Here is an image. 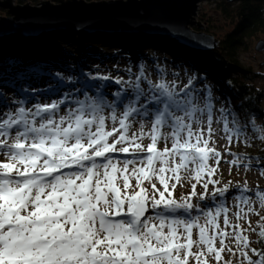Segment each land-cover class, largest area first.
Segmentation results:
<instances>
[{"label":"snow or ice","instance_id":"snow-or-ice-1","mask_svg":"<svg viewBox=\"0 0 264 264\" xmlns=\"http://www.w3.org/2000/svg\"><path fill=\"white\" fill-rule=\"evenodd\" d=\"M142 79V65L135 81L116 79L124 87L112 99L104 85L93 95L85 85L83 98L69 90L30 107L27 97L14 108L0 104V264H264V190L213 179L222 154L211 93L201 107L192 81H148L145 91ZM215 122L233 157L229 168L264 176L259 160L230 150L264 141V127L251 122L248 136L223 109ZM184 176L194 183L176 198ZM250 216H259L256 228Z\"/></svg>","mask_w":264,"mask_h":264},{"label":"trees","instance_id":"trees-1","mask_svg":"<svg viewBox=\"0 0 264 264\" xmlns=\"http://www.w3.org/2000/svg\"><path fill=\"white\" fill-rule=\"evenodd\" d=\"M54 1L29 0L32 6ZM81 1L89 4L109 0ZM215 7V13L229 22L232 29L218 40V47L214 50L195 49L168 36L151 33L145 36L110 30L86 34L71 30H51L27 35L15 31L6 33L0 36V100L4 96L3 90L8 88L13 90L16 87L22 94H28L24 92L28 88L26 82L31 85L41 81L46 82L45 85L51 83L47 90L54 95L58 93V84L65 82L61 78L62 74L67 72L73 75L78 87L94 82L96 79L92 77L96 76L82 63L88 57L89 48L80 40L124 50L126 53L129 51L134 56L143 45H160L189 65L195 76L192 86L197 85L205 75H210L218 84V91L233 103L234 116L246 121L242 127L252 130L251 120L255 119L263 121L264 125V109L260 106L262 93L249 85V69H244L238 60L247 40L258 35L264 36V0H235L232 3L222 0ZM72 43L75 45L74 52L67 47ZM137 67L141 70L139 61ZM52 80L57 82L56 86ZM250 155L254 159H264V141L256 147V153Z\"/></svg>","mask_w":264,"mask_h":264},{"label":"rangeland","instance_id":"rangeland-1","mask_svg":"<svg viewBox=\"0 0 264 264\" xmlns=\"http://www.w3.org/2000/svg\"><path fill=\"white\" fill-rule=\"evenodd\" d=\"M110 1V0H109ZM124 1V0H123ZM221 0L216 1H205L200 2L198 6L196 7V16L194 17V20L196 23H199L201 28L196 29L198 27H188L189 31L194 34H203L205 36L212 37L211 39L215 42H217V46L215 45V48L218 47V40L221 39L226 33L230 32L232 27L230 26L229 22H226L220 15L215 13L216 10V3L220 2ZM29 2V0H27ZM24 5L25 3L19 2L15 0V5ZM31 3L29 2V6ZM32 7H40V5H34ZM3 15H2V13ZM0 20L1 18L8 17L4 10L0 8ZM208 21L210 23H208ZM22 28V27H21ZM19 29V27L15 28L10 27L8 25L3 26L0 24V36H3L5 33H8V31L14 30L15 32H21L22 29ZM24 29V28H23ZM206 30L209 32L207 34ZM23 32V31H22ZM36 31H31L33 34ZM206 32V33H205ZM25 34H28L29 32H24ZM30 33V34H31ZM132 34H138L139 36H142L140 34H143L144 36L148 33H132ZM173 39V38H172ZM263 41L264 42V36L258 35L252 39L247 40L246 46L240 51L239 53V62L244 67V69H249L248 77L251 79L249 81V85L254 86L255 89H257L259 92L262 93V100L260 102V106L264 109V51L263 52H257L255 50V46L258 42ZM81 43H84V45L88 46L89 53L87 54L88 57H86L82 63L84 66H86L87 70H91L90 72L95 76H107L109 77V81H103V80H95L94 82H91L88 86L89 88V95H93L95 93L96 88H98L100 85H104V89L106 90L109 99H112V94L116 92L117 90L124 87V85L116 84V79H121L125 82L128 81H135L136 77L140 75V71L137 67L138 61L143 66L144 71V77L146 79L141 80V87L144 88L145 91L148 90L149 84L148 81H151L152 84L159 83L161 79L166 81L169 85H176L178 88H184L185 85L189 83V81H194L195 76L193 75V72L191 71L189 65L183 61L180 57L175 56L174 54H170L167 52L165 48H162L160 45H155L152 47L148 46H142L143 48L140 50H137L135 56L131 55L130 53H126L124 50H119L116 48H109L105 46H101L99 44L94 43H86L85 40H80ZM60 45H65L64 42H59ZM192 48L197 49H206V50H214L210 49L212 48V45H209L206 42H201L198 45H188ZM69 51L74 52L75 45L69 44L68 46ZM209 47V48H208ZM65 82H62L61 84H58L59 91L58 93L51 95L49 94L47 88H49L52 84L49 83L48 85H45L46 82H38L37 84L31 85L30 83H27L28 88L26 89V93L28 94H22L21 90L14 87L13 90L8 88L4 89V96L2 100H0V104H2L3 101L10 102H16L18 103L20 100H24L26 97L28 99L27 105H30V103H33V98L36 100L40 99L41 97H46L47 100L51 99H58L61 97L62 93H66L69 90L73 91L74 96H78L79 98H83L80 93L84 91V87H78L79 84L74 79L73 75L69 72L63 73L62 77ZM253 79V81H252ZM62 80V81H63ZM53 81V80H52ZM61 81V80H60ZM57 82L53 81V85L56 86ZM193 84V82H192ZM95 86V87H91ZM197 93H199L200 96V104L201 107H203V98L206 96L207 93H211V101L213 103V111H214V122H213V129H214V136L213 139L215 141V147L218 151L222 154V159L220 162L219 172L216 176L213 177V179H219L221 181L222 186L224 184H228L229 181H231V187L234 189L236 185H243L245 181H247L248 187L251 189L259 188L261 190H264V176H262L257 168H253L251 171H245L244 167L241 166L239 168L233 166L231 169L229 168V164L225 163V161H231L232 156L226 155L225 153L229 150L228 149V142L227 139L223 135L222 131V124L216 123L215 121L220 118V110L223 109L225 112L229 113V119H235L239 122V125L242 127L245 120L239 119L237 116H234V113L232 111L233 103L227 101L223 95L218 91V84L213 81L212 77L210 75H205L200 82L193 86ZM75 89H79L80 91L77 92ZM254 121V124L258 127H264L263 121L259 119L251 120ZM247 135L248 136H254V133L252 130H249L248 127H246ZM258 138H253L250 141V145L245 144H236L233 143L230 150L233 153H243L244 156H247L252 159L253 164H255L256 160L260 161V166L264 167V159H254L250 154L256 153V147L262 143ZM238 153V155H241ZM250 153V154H248ZM187 184H191V182H188ZM177 185V187H179ZM197 193H200L203 191V189L197 185ZM212 191V186H209V192ZM190 191L188 190H181L180 192L175 191L174 195L176 198H179L180 196H186ZM231 194H233L231 192ZM230 195V194H229ZM231 202V208H230V215L231 213H234L237 209L235 208V201L232 199H229ZM200 203H206V202H200ZM260 215L264 216V210L260 211ZM233 220V223H236V220L234 216L231 217ZM251 224L253 228L257 227V221L259 220V216H250ZM241 224L243 227L247 228L248 225L241 221ZM249 235V239L253 242L251 247L260 249L262 244L256 243L259 240V237L256 233L249 232L247 233ZM264 243V242H263ZM225 256V259H228L229 256L227 253L222 254ZM255 258V257H253ZM235 264V261H234Z\"/></svg>","mask_w":264,"mask_h":264},{"label":"water","instance_id":"water-1","mask_svg":"<svg viewBox=\"0 0 264 264\" xmlns=\"http://www.w3.org/2000/svg\"><path fill=\"white\" fill-rule=\"evenodd\" d=\"M17 1L25 4L15 5V0H0V8L8 16L1 18V25H16L15 28L21 29L28 25L27 29L36 31L33 34L51 30H71L83 34L100 30L144 32L178 39L179 43L186 45L206 42L208 46L212 45L210 49L217 46L212 37L194 34L188 29L189 26L201 28L194 20L198 4L216 0H110L89 4L81 0H55L41 2L40 7L29 6L27 0ZM223 1L232 3L235 0ZM141 17L143 20H137ZM88 18H93L94 23ZM255 47L257 52H263L264 42H258Z\"/></svg>","mask_w":264,"mask_h":264},{"label":"bare ground","instance_id":"bare-ground-1","mask_svg":"<svg viewBox=\"0 0 264 264\" xmlns=\"http://www.w3.org/2000/svg\"><path fill=\"white\" fill-rule=\"evenodd\" d=\"M159 11V10H158ZM90 21H91V23L93 22V18L91 19V18H88ZM136 19V18H135ZM143 20L142 19V17L141 18H137V20ZM156 22H158V20H156V19H154ZM26 21H28V20H26ZM155 21H153V23L155 22ZM98 22H101L102 23V21L100 20H98ZM25 23H27V22H25ZM94 23V22H93ZM148 23V22H147ZM157 24V23H156ZM101 25V24H100ZM13 26H16V25H13ZM20 28V27H19ZM27 28H29L28 27V25L27 26H25L24 27V29H22V31H21V33L22 34H24V35H27V34H25L24 32H29V33H31V30H29V29H27ZM31 29H34V28H31ZM14 30H11V31H8V33H11V32H13ZM28 33V34H29ZM175 40H177L178 41V39H175ZM179 42V41H178ZM59 91V90H58ZM103 91H105L106 92V90H103ZM107 93V92H106ZM65 93H62L61 94V96H63ZM109 94H107V96H108ZM33 103H36V102H39V103H46V102H50V100H47L46 99V97L44 98V97H41L40 99H38V100H36L35 98H33V101H32ZM3 103V102H2ZM9 104V107H15L16 105L13 103V102H10V103H8ZM31 104L32 103H30V105H27V106H31ZM119 110V109H118ZM61 115H63L64 114V112L63 111H61V113H60ZM205 120H206V117H205ZM150 127H151V125L150 124H148V125H146V128H145V131L147 132V131H149V129H150ZM195 127V126H194ZM133 128H134V130H136V131H138L139 130V127H138V124H134V126H133ZM205 128H206V125H205ZM149 141L148 140H145L144 141V143L145 144H147ZM160 147L162 148L163 147V144H161L160 145ZM187 180H188V178H187V176H184V182L182 183V184H180V186L179 187H177L176 188V190L175 191H178V192H180L181 190H188V191H191V184H187ZM191 183H194V181H191ZM159 186V185H158ZM230 194V196L232 195L231 194V192L229 193ZM227 203H228V205H229V207L231 208L232 206V204H231V202L228 200L227 201Z\"/></svg>","mask_w":264,"mask_h":264}]
</instances>
